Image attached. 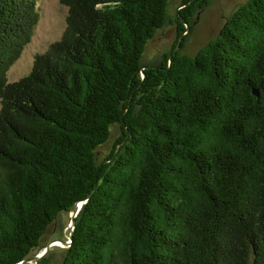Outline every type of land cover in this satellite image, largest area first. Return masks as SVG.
<instances>
[{
	"label": "trees",
	"instance_id": "16d2710c",
	"mask_svg": "<svg viewBox=\"0 0 264 264\" xmlns=\"http://www.w3.org/2000/svg\"><path fill=\"white\" fill-rule=\"evenodd\" d=\"M36 2L0 0V264L77 203L61 264H264V0L194 54L210 0H181L174 19L167 0H59L61 37L9 82ZM170 23L173 49L143 64Z\"/></svg>",
	"mask_w": 264,
	"mask_h": 264
},
{
	"label": "rangeland",
	"instance_id": "374dc122",
	"mask_svg": "<svg viewBox=\"0 0 264 264\" xmlns=\"http://www.w3.org/2000/svg\"><path fill=\"white\" fill-rule=\"evenodd\" d=\"M181 0H167V14L174 19L181 8ZM245 0H210L208 6L197 12L192 18L191 29L187 31L186 42L182 52L196 53L206 42L216 36L230 14ZM38 21L33 30L31 40L27 43L19 58L8 70L7 79L15 81L26 75L31 67L35 55L44 52L49 44L58 40L64 29L67 8L59 0H37ZM176 26L172 23L159 29L154 37L145 45L141 62L150 64L173 49L177 41ZM120 134L118 125L110 129L109 139L96 149L97 160H102L113 148ZM74 210L60 212L55 221L45 230L38 246L34 247L29 255L17 264H38L47 257L49 264H61L65 249L68 247L60 241H69L71 216ZM46 245H48L46 247Z\"/></svg>",
	"mask_w": 264,
	"mask_h": 264
},
{
	"label": "water",
	"instance_id": "95a60500",
	"mask_svg": "<svg viewBox=\"0 0 264 264\" xmlns=\"http://www.w3.org/2000/svg\"><path fill=\"white\" fill-rule=\"evenodd\" d=\"M252 92H253L254 94H257V92H256L255 90H253ZM80 206H81V203H77V204H76V207H75V209H74V211H73V214H72V216H71V225H70L69 241H68V242L60 241V242H62L63 244H66V245L68 244L67 246H69V244H70V237H71V233H72L73 226H74V217L76 216V214H77V212H78ZM47 246H48V245H46V247H47Z\"/></svg>",
	"mask_w": 264,
	"mask_h": 264
}]
</instances>
